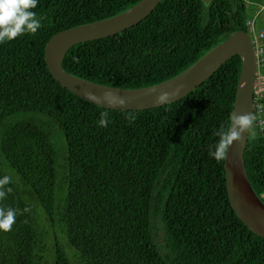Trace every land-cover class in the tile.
<instances>
[{
  "label": "trees",
  "instance_id": "obj_1",
  "mask_svg": "<svg viewBox=\"0 0 264 264\" xmlns=\"http://www.w3.org/2000/svg\"><path fill=\"white\" fill-rule=\"evenodd\" d=\"M139 1L38 0L36 33L0 43V178L12 188L0 207L16 210L12 230L0 231V264H264V240L233 213L223 160L209 155L229 123L239 57L184 98L137 111L83 101L45 67L54 34ZM258 6L264 0H161L137 25L72 46L61 68L113 88L156 85L246 32ZM259 72L263 131L249 130L243 162L264 206V53ZM53 126L64 139L59 167Z\"/></svg>",
  "mask_w": 264,
  "mask_h": 264
},
{
  "label": "water",
  "instance_id": "obj_2",
  "mask_svg": "<svg viewBox=\"0 0 264 264\" xmlns=\"http://www.w3.org/2000/svg\"><path fill=\"white\" fill-rule=\"evenodd\" d=\"M160 1L140 0L132 7L112 17L71 27L54 34L43 48V61L51 78L79 99L103 109L114 111L148 110L167 105L155 103V96L161 91L170 94L168 104L180 100L200 86L227 60L237 56L241 66L230 116L234 113L251 114L256 61L247 32L235 31L231 33L224 41L208 50L178 75L144 88L108 87L79 79L63 71L61 68L62 59L72 46L107 38L137 25L156 8ZM201 1L206 4L210 0ZM108 92L123 97L128 102L123 107L108 104L103 101L105 93ZM88 93H93L99 99L91 98ZM248 133L249 131H245L241 141L233 142L223 159L225 191L229 205L237 219L252 234L264 240V206L253 192L244 169L243 152Z\"/></svg>",
  "mask_w": 264,
  "mask_h": 264
},
{
  "label": "clouds",
  "instance_id": "obj_3",
  "mask_svg": "<svg viewBox=\"0 0 264 264\" xmlns=\"http://www.w3.org/2000/svg\"><path fill=\"white\" fill-rule=\"evenodd\" d=\"M38 0H0V43L10 41L25 33H36L41 27V18L37 17L36 12L32 9L36 8ZM207 7V5H206ZM93 99V93H88ZM170 94L166 91H161L155 96L156 104H168ZM103 101L111 105H118L123 107L128 102L125 98L118 95H113L108 92L105 93ZM108 113L102 112L98 121V126L106 127L108 124ZM129 121L134 120L135 117L129 113ZM256 121L254 114H236L230 116V124L228 126L221 125L215 132L219 137L218 141L214 143L209 151V155L215 158L218 162L226 157L228 148L233 142L241 141L242 134L249 131ZM11 183L10 176L0 178V200H3L7 194L12 192V188L5 186ZM28 211V209H25ZM16 210L12 208L0 207V231L9 232L15 223Z\"/></svg>",
  "mask_w": 264,
  "mask_h": 264
},
{
  "label": "built area",
  "instance_id": "obj_4",
  "mask_svg": "<svg viewBox=\"0 0 264 264\" xmlns=\"http://www.w3.org/2000/svg\"><path fill=\"white\" fill-rule=\"evenodd\" d=\"M264 8V7H263ZM247 34L251 35L250 37L255 61H256V73H255V82L253 85V106H252V114L256 116L255 125L258 127L260 131H263V120L262 113L263 108L260 102L263 93V79L260 75V68L263 66V53H264V33L262 30L255 29V19H250L246 22ZM264 134V133H263Z\"/></svg>",
  "mask_w": 264,
  "mask_h": 264
},
{
  "label": "rangeland",
  "instance_id": "obj_5",
  "mask_svg": "<svg viewBox=\"0 0 264 264\" xmlns=\"http://www.w3.org/2000/svg\"><path fill=\"white\" fill-rule=\"evenodd\" d=\"M259 7V6H258ZM249 18L252 17L250 14ZM250 19H255V24H256V28L257 26L261 23H264V8L263 7H259V9L257 10V12L255 13L253 18ZM249 36L252 38V36L249 34ZM52 137H53V142L55 143L57 150H59V154H58V158L56 159V164L57 167H59L60 164V157H61V146L64 145V139L62 136H60V132L59 129L55 126H53V129L51 131Z\"/></svg>",
  "mask_w": 264,
  "mask_h": 264
}]
</instances>
